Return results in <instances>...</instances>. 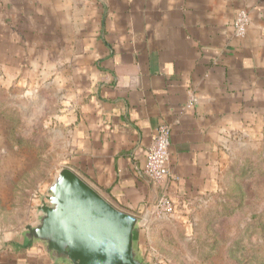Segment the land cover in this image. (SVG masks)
I'll return each mask as SVG.
<instances>
[{
  "label": "crops",
  "instance_id": "crops-1",
  "mask_svg": "<svg viewBox=\"0 0 264 264\" xmlns=\"http://www.w3.org/2000/svg\"><path fill=\"white\" fill-rule=\"evenodd\" d=\"M0 53L9 73L13 59L54 73L67 167L134 217L162 192L175 213L216 195L227 155L264 140V0H0ZM163 124L171 177L158 187L144 167ZM17 241L0 239V264H53Z\"/></svg>",
  "mask_w": 264,
  "mask_h": 264
},
{
  "label": "rangeland",
  "instance_id": "rangeland-1",
  "mask_svg": "<svg viewBox=\"0 0 264 264\" xmlns=\"http://www.w3.org/2000/svg\"><path fill=\"white\" fill-rule=\"evenodd\" d=\"M0 55V239L14 241L68 166L72 136L54 73L20 59L9 73ZM227 157L216 195L141 228L149 264H264V140Z\"/></svg>",
  "mask_w": 264,
  "mask_h": 264
},
{
  "label": "water",
  "instance_id": "water-1",
  "mask_svg": "<svg viewBox=\"0 0 264 264\" xmlns=\"http://www.w3.org/2000/svg\"><path fill=\"white\" fill-rule=\"evenodd\" d=\"M146 223L64 167L40 198L36 222L17 242L20 248L43 246L53 264H148L139 243Z\"/></svg>",
  "mask_w": 264,
  "mask_h": 264
},
{
  "label": "built area",
  "instance_id": "built-area-1",
  "mask_svg": "<svg viewBox=\"0 0 264 264\" xmlns=\"http://www.w3.org/2000/svg\"><path fill=\"white\" fill-rule=\"evenodd\" d=\"M250 24L249 14L240 11L234 22V33L238 38H244ZM193 100L190 101L188 108L191 107ZM171 126L168 124L160 125L152 137L151 145L148 149L147 161L144 167V175L155 186L164 187L170 179L169 170L170 148H171ZM152 218L147 217V227L152 221H163L170 218L174 213V205L165 192L158 198Z\"/></svg>",
  "mask_w": 264,
  "mask_h": 264
}]
</instances>
